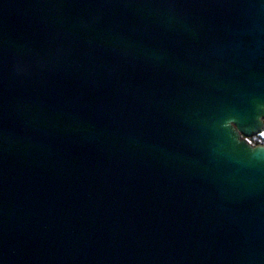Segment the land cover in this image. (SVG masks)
<instances>
[{
    "label": "water",
    "instance_id": "1",
    "mask_svg": "<svg viewBox=\"0 0 264 264\" xmlns=\"http://www.w3.org/2000/svg\"><path fill=\"white\" fill-rule=\"evenodd\" d=\"M264 0H0V264H264Z\"/></svg>",
    "mask_w": 264,
    "mask_h": 264
},
{
    "label": "trees",
    "instance_id": "2",
    "mask_svg": "<svg viewBox=\"0 0 264 264\" xmlns=\"http://www.w3.org/2000/svg\"><path fill=\"white\" fill-rule=\"evenodd\" d=\"M254 145L263 144L264 145V134H256L248 138Z\"/></svg>",
    "mask_w": 264,
    "mask_h": 264
}]
</instances>
